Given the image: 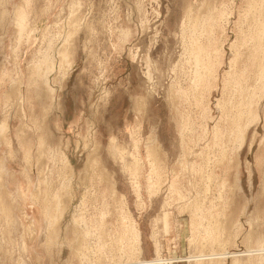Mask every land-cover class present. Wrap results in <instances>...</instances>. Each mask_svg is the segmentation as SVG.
I'll return each instance as SVG.
<instances>
[{
	"label": "rangeland",
	"instance_id": "1",
	"mask_svg": "<svg viewBox=\"0 0 264 264\" xmlns=\"http://www.w3.org/2000/svg\"><path fill=\"white\" fill-rule=\"evenodd\" d=\"M262 246L264 0H0V264Z\"/></svg>",
	"mask_w": 264,
	"mask_h": 264
},
{
	"label": "crops",
	"instance_id": "2",
	"mask_svg": "<svg viewBox=\"0 0 264 264\" xmlns=\"http://www.w3.org/2000/svg\"><path fill=\"white\" fill-rule=\"evenodd\" d=\"M252 253L251 255H254L257 258V261L259 264H264V246L259 247L257 249H251ZM238 256H243L239 254Z\"/></svg>",
	"mask_w": 264,
	"mask_h": 264
}]
</instances>
